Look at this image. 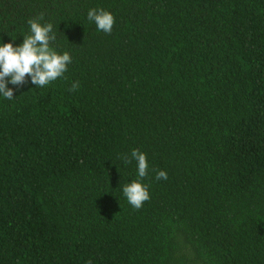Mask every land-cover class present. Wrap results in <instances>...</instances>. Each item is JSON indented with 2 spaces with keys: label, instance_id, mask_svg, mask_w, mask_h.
Wrapping results in <instances>:
<instances>
[{
  "label": "trees",
  "instance_id": "trees-1",
  "mask_svg": "<svg viewBox=\"0 0 264 264\" xmlns=\"http://www.w3.org/2000/svg\"><path fill=\"white\" fill-rule=\"evenodd\" d=\"M41 15L73 63L0 101V264H264V0H0V39Z\"/></svg>",
  "mask_w": 264,
  "mask_h": 264
},
{
  "label": "clouds",
  "instance_id": "clouds-1",
  "mask_svg": "<svg viewBox=\"0 0 264 264\" xmlns=\"http://www.w3.org/2000/svg\"><path fill=\"white\" fill-rule=\"evenodd\" d=\"M42 20L43 15L28 21V34L23 36V42L19 45L4 43L0 39V101L15 100L14 92L26 83H31L35 89H43L58 79H64L73 63L70 52L61 53L53 47L57 41L53 23H41ZM87 20L95 26L97 32L105 34H111L116 23L114 14L103 8L89 9ZM9 84L15 88H10ZM79 87V81H75L70 91L75 92ZM133 161L138 179L126 183L122 193L129 205L140 209L151 198L149 186L143 183L149 174L150 164L147 154L138 149H133L130 155L123 158L125 166ZM155 179L167 180V172L159 171Z\"/></svg>",
  "mask_w": 264,
  "mask_h": 264
}]
</instances>
